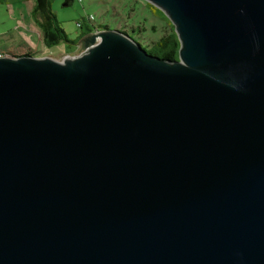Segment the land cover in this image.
<instances>
[{"label":"water","instance_id":"water-1","mask_svg":"<svg viewBox=\"0 0 264 264\" xmlns=\"http://www.w3.org/2000/svg\"><path fill=\"white\" fill-rule=\"evenodd\" d=\"M118 30L0 58V264H264V0H144Z\"/></svg>","mask_w":264,"mask_h":264},{"label":"rangeland","instance_id":"rangeland-1","mask_svg":"<svg viewBox=\"0 0 264 264\" xmlns=\"http://www.w3.org/2000/svg\"><path fill=\"white\" fill-rule=\"evenodd\" d=\"M51 10L69 41L77 45H59L46 48L40 31L30 19L33 2L30 0H3L0 3V53L13 56L31 55L63 62L82 54L88 30L105 24L110 30L129 33L131 28L144 29L136 38L142 49L151 47L159 37L166 34L167 24L154 17L146 8L144 0H50ZM89 15L93 22L89 21ZM77 23L83 25L80 30ZM94 24V25H93ZM97 31H102L98 29ZM90 35V34H89ZM84 37V38H83Z\"/></svg>","mask_w":264,"mask_h":264},{"label":"trees","instance_id":"trees-1","mask_svg":"<svg viewBox=\"0 0 264 264\" xmlns=\"http://www.w3.org/2000/svg\"><path fill=\"white\" fill-rule=\"evenodd\" d=\"M33 2L32 8L30 10V19L35 24V26L40 31L42 37V43L46 48H53L59 45H77L74 41H69L67 36L59 23L56 20L54 13L51 10V1L50 0H30ZM3 0H0V3ZM145 8L158 19L164 21L168 30L165 35L159 37L155 42L152 43L151 47L144 49L146 53L156 56L166 62H174L178 59L180 43L175 34L174 27L166 16L157 8L152 6L149 3L145 2ZM83 25L80 23L79 29L81 30ZM88 30V34H91L94 31L110 30L107 26H94L92 29ZM124 34H127L131 39L139 43L140 38H136L140 33L144 32V29H133L129 30V33L120 31ZM142 41V40H141ZM140 44V43H139ZM141 46V45H140ZM142 48V47H141ZM2 54V53H1ZM9 56H13L8 54Z\"/></svg>","mask_w":264,"mask_h":264},{"label":"built area","instance_id":"built-area-1","mask_svg":"<svg viewBox=\"0 0 264 264\" xmlns=\"http://www.w3.org/2000/svg\"><path fill=\"white\" fill-rule=\"evenodd\" d=\"M79 2H80V0H79ZM93 19H94V18H93L92 16L89 15V21H90V22H93ZM93 25H94V24H93ZM77 26H78V28H79L80 23H77ZM94 32H96V31H94ZM94 32H93V33H94ZM6 55H8V53H2V54L0 53V58L5 57Z\"/></svg>","mask_w":264,"mask_h":264},{"label":"crops","instance_id":"crops-1","mask_svg":"<svg viewBox=\"0 0 264 264\" xmlns=\"http://www.w3.org/2000/svg\"><path fill=\"white\" fill-rule=\"evenodd\" d=\"M99 24H100V25H98V26H104V25H105V24H103V23H102V24H101V23H99ZM105 26H106V25H105ZM88 35H89V34H88ZM84 37H85V36H84ZM84 37H83V38H84Z\"/></svg>","mask_w":264,"mask_h":264},{"label":"flooded vegetation","instance_id":"flooded-vegetation-1","mask_svg":"<svg viewBox=\"0 0 264 264\" xmlns=\"http://www.w3.org/2000/svg\"><path fill=\"white\" fill-rule=\"evenodd\" d=\"M92 33H93V32H92ZM92 33H91V34H92Z\"/></svg>","mask_w":264,"mask_h":264},{"label":"bare ground","instance_id":"bare-ground-1","mask_svg":"<svg viewBox=\"0 0 264 264\" xmlns=\"http://www.w3.org/2000/svg\"><path fill=\"white\" fill-rule=\"evenodd\" d=\"M16 56V55H15Z\"/></svg>","mask_w":264,"mask_h":264}]
</instances>
